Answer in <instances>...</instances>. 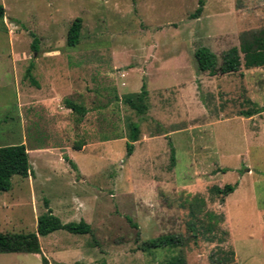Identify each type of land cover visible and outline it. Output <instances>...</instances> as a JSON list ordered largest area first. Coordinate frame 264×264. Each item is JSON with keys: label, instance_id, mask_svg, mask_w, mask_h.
Returning a JSON list of instances; mask_svg holds the SVG:
<instances>
[{"label": "rangeland", "instance_id": "rangeland-1", "mask_svg": "<svg viewBox=\"0 0 264 264\" xmlns=\"http://www.w3.org/2000/svg\"><path fill=\"white\" fill-rule=\"evenodd\" d=\"M197 1L0 0V146L30 151V174L0 192V233H32L46 208L90 229L40 236V254H2L0 264H214L227 251L234 264H264V110L239 116L264 107V66L208 76L192 57L205 47L218 63L243 32L263 28L264 0H201L190 19ZM141 84L137 115L120 99ZM65 100L86 109L79 122ZM127 122L138 126L129 155ZM224 184L234 188L220 202L208 189ZM192 196L221 215V233L191 238ZM165 234L182 245L139 250Z\"/></svg>", "mask_w": 264, "mask_h": 264}, {"label": "trees", "instance_id": "trees-1", "mask_svg": "<svg viewBox=\"0 0 264 264\" xmlns=\"http://www.w3.org/2000/svg\"><path fill=\"white\" fill-rule=\"evenodd\" d=\"M202 1H197V7L192 14L189 15L190 19L196 18L201 12ZM3 17V8L0 5V20ZM80 28V20L75 19L69 26L65 43L68 47H73L78 42V32ZM194 68L196 72L206 73L208 76L229 74L238 71L240 68L244 70L250 68H260L264 66V27L252 32H243L240 35L239 44L237 47H230L221 54L220 60L217 63L216 57L205 47H197L193 54ZM27 77L30 83L35 85L34 80L29 75V69L26 70ZM146 90L144 85L141 84L138 92L130 93L122 96L121 103L127 108L132 110L135 114L141 115L146 110L145 104ZM65 108L78 116L76 122L84 116L86 109L69 101H64ZM264 110V107H256L251 103V107L240 112L241 117L247 118L255 115ZM127 135L124 143L126 155L132 151V144L138 138V126L136 123L127 122ZM169 150V164H173V155L170 143L167 142ZM68 161L71 169H75L73 163L67 158L63 159ZM224 172V170H221ZM30 174L28 167V158L26 148L23 144L0 146V192H7L10 190V178L18 176L26 178ZM234 186L224 184L221 187L212 186L208 192L212 195L218 196L221 200L233 191ZM190 210V216L193 217L197 223V229L191 233V238H196L197 234H212L219 231V223L221 222V215L203 211L202 207L204 201L201 197L192 196L191 200H185ZM201 213L199 218H195L196 214ZM194 224L190 226L194 229ZM193 227V228H192ZM64 231L68 234L83 235L89 234V226L79 220L78 222H68L61 224L59 220L54 217L49 209L38 215L35 219V228L32 233H0V254L8 253H24V254H40V247L38 237L45 236L55 231ZM222 242V239H218ZM183 238L180 235L165 234L143 241L139 250L148 252L152 249L165 247L168 251H173L175 248L181 246ZM222 252V250H220ZM222 259L216 257H209L210 261L214 264H234L232 263V252H223ZM41 264H46L45 259L41 257ZM166 264H183V261L178 257H171Z\"/></svg>", "mask_w": 264, "mask_h": 264}, {"label": "crops", "instance_id": "crops-1", "mask_svg": "<svg viewBox=\"0 0 264 264\" xmlns=\"http://www.w3.org/2000/svg\"><path fill=\"white\" fill-rule=\"evenodd\" d=\"M33 151H41L40 149H35V150H33ZM32 151V152H33ZM30 151H28L27 149H26V153H27V156H28V153H29ZM40 247V246H39ZM40 252H42V249H41V247H40ZM10 254H13V253H10ZM0 255H2V254H0ZM44 259H45V261L47 262L46 264H51V262L50 261H48L47 259H46V257H44ZM54 263H56V264H67V263H63V262H60L58 259L56 260V261H53Z\"/></svg>", "mask_w": 264, "mask_h": 264}]
</instances>
